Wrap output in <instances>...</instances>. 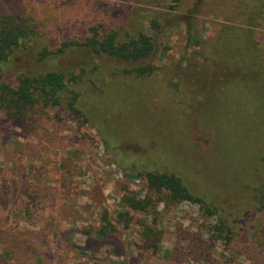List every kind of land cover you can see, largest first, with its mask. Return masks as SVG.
<instances>
[{"label":"rangeland","instance_id":"374dc122","mask_svg":"<svg viewBox=\"0 0 264 264\" xmlns=\"http://www.w3.org/2000/svg\"><path fill=\"white\" fill-rule=\"evenodd\" d=\"M216 3L229 0H0L2 12L31 19L52 51L85 41L100 25L122 37L140 28L152 35L146 20L152 17L164 25L146 61L161 78L150 83H125L122 71L137 63L94 58L82 48L59 59L57 68L67 74L99 67L76 85L91 123L78 122L65 102L33 107L21 119L0 111V264H264V209L256 199L264 193V140L249 126L224 132L228 96L203 58L223 32L250 30L264 65V20L254 26L229 10L217 14ZM140 10L146 13L135 24ZM188 31L197 44L187 41ZM104 78L103 90L92 88ZM130 93L149 97L140 101L145 114L113 106L115 97L124 103ZM180 119L185 125H177ZM146 171L177 174L217 214L164 202L148 215L130 212L127 228L116 225L126 210L124 187L139 198L147 194L140 176ZM103 211L116 227L106 237L94 232ZM220 218L230 233L215 230ZM138 221L156 232L155 244L144 242Z\"/></svg>","mask_w":264,"mask_h":264},{"label":"trees","instance_id":"16d2710c","mask_svg":"<svg viewBox=\"0 0 264 264\" xmlns=\"http://www.w3.org/2000/svg\"><path fill=\"white\" fill-rule=\"evenodd\" d=\"M174 2L180 3L182 0H174ZM222 4L230 5L223 6ZM222 4L216 3L215 13L221 14L222 12L223 14L229 10L235 14L234 16L241 17L247 24L254 26L263 24L264 0H229V3ZM138 12H141L142 15L137 21L132 19L135 24L140 23L146 13L141 10L136 13ZM21 14L23 13H8L0 10V111L10 118L21 119L33 107L56 108L65 102L66 109L78 122L81 124L92 122L89 114H85L79 105L81 90L76 85L84 78L83 82L90 81L91 77L88 73L99 70V67L95 66L88 70L81 67L78 74H67L57 68L59 59L64 55L71 57L70 49L73 48H82L94 58L108 57L128 64L137 63L132 68L122 71L125 83H130V78L140 80L148 78L146 83L161 78L159 76L161 73L155 74L157 67L146 62L153 56L156 39L161 28L164 27L160 18L146 19L153 32L152 35L140 28L132 35L126 33L124 38L119 31H105L100 25L89 29L91 35L85 41L81 43L65 42L52 51L48 49V45H43L44 37L37 33L31 19H27L28 17ZM187 41H194L196 44L199 42L197 39L194 40L189 31ZM203 44L200 45L202 51L203 48H206L202 46ZM212 46L210 53L203 51V58L206 60L204 66L211 72V79L217 78L220 90L223 93L225 90L228 96V125L224 126V132L226 133L228 130L233 132L235 127L240 125L249 126L254 128L255 136L258 139L263 138L264 140V129H262L264 124V80L262 77L264 65L260 56L256 54L254 33L250 30H237L234 35L223 32ZM39 47L42 48L40 52L37 51ZM21 59H23L24 65H22ZM204 66L203 68H205ZM6 76L14 79L8 80L5 78ZM105 79L100 81L101 84L97 86L98 88L94 85L92 88H95L96 91L103 90L107 86ZM112 83L116 84L117 82L112 81ZM71 85H75L76 89ZM128 96L130 99H126L124 103L115 97L116 100L112 102L113 106L121 105V110L124 106L132 111L134 109L145 114L140 107L143 102L140 101L148 100L149 97L146 98L144 95L140 100L133 93ZM235 96H238V100ZM106 103L110 104L109 100H106ZM155 118L161 119V116L156 114ZM180 124L185 125V120L180 119L177 125ZM94 125L97 128L98 124ZM186 134L185 132L182 137H186ZM218 136L213 135V142H216L215 139ZM140 176L145 181L147 194L139 198L134 192L124 187L121 203L126 210L117 215L116 225L127 228L133 222L130 212L148 215L151 212L154 213L157 206L164 202L171 205L182 202L198 205L204 216L208 218L217 214L215 208H212L205 199L194 195L175 173L146 171ZM258 194H261V197H256L259 203L258 209L263 210L264 193L261 191ZM100 220L101 227L94 231L97 235L106 237L116 231L115 224L109 218L107 211L102 212ZM218 223L216 231L226 229L230 233V228L223 219H218ZM138 224L142 228L144 242L147 243V246L149 243L153 244L158 236L156 232L144 221H138ZM224 240L226 241L225 246L229 248L231 239L225 237Z\"/></svg>","mask_w":264,"mask_h":264}]
</instances>
